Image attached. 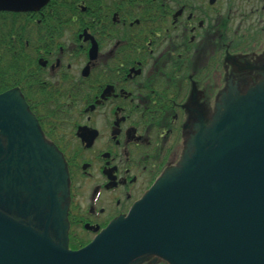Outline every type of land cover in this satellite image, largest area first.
Listing matches in <instances>:
<instances>
[{
    "label": "flooded vegetation",
    "instance_id": "obj_1",
    "mask_svg": "<svg viewBox=\"0 0 264 264\" xmlns=\"http://www.w3.org/2000/svg\"><path fill=\"white\" fill-rule=\"evenodd\" d=\"M27 14L52 25L39 52L18 59L16 88L65 161L67 197L56 216L41 195L4 190L0 202L16 201L8 215L72 250L181 160L194 122L230 90L264 81V0H50Z\"/></svg>",
    "mask_w": 264,
    "mask_h": 264
},
{
    "label": "water",
    "instance_id": "obj_2",
    "mask_svg": "<svg viewBox=\"0 0 264 264\" xmlns=\"http://www.w3.org/2000/svg\"><path fill=\"white\" fill-rule=\"evenodd\" d=\"M46 1L0 0V11ZM191 145L126 216L77 251L18 223L8 215L16 201L2 200L9 212L0 209V264H138L151 256L169 264H264V85L229 99ZM0 157V193L41 195L60 214L63 161L16 88L0 93Z\"/></svg>",
    "mask_w": 264,
    "mask_h": 264
},
{
    "label": "trees",
    "instance_id": "obj_3",
    "mask_svg": "<svg viewBox=\"0 0 264 264\" xmlns=\"http://www.w3.org/2000/svg\"><path fill=\"white\" fill-rule=\"evenodd\" d=\"M0 20V92L16 87V54L27 50L24 25L16 27V13ZM17 52V53H16Z\"/></svg>",
    "mask_w": 264,
    "mask_h": 264
},
{
    "label": "rangeland",
    "instance_id": "obj_4",
    "mask_svg": "<svg viewBox=\"0 0 264 264\" xmlns=\"http://www.w3.org/2000/svg\"><path fill=\"white\" fill-rule=\"evenodd\" d=\"M29 28H30V30H29V34H30L31 36H29V35H25V36H24V38H26L25 40L30 39L31 37L34 39L35 36L37 35V32H36V30H35L33 24L30 25Z\"/></svg>",
    "mask_w": 264,
    "mask_h": 264
}]
</instances>
